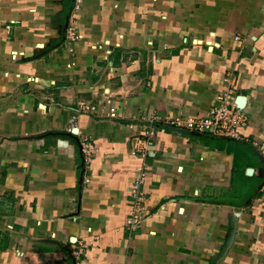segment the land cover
<instances>
[{"label": "crops", "instance_id": "crops-1", "mask_svg": "<svg viewBox=\"0 0 264 264\" xmlns=\"http://www.w3.org/2000/svg\"><path fill=\"white\" fill-rule=\"evenodd\" d=\"M228 75L246 140L168 130L141 157L150 114L202 116ZM263 141L264 0H0V264H264Z\"/></svg>", "mask_w": 264, "mask_h": 264}, {"label": "built area", "instance_id": "built-area-1", "mask_svg": "<svg viewBox=\"0 0 264 264\" xmlns=\"http://www.w3.org/2000/svg\"><path fill=\"white\" fill-rule=\"evenodd\" d=\"M81 0H73V11L79 9ZM72 18L70 19L71 22ZM72 24V22H71ZM68 36L74 40L77 38L76 31L73 26L67 28ZM238 40V37H234ZM226 87L215 94L213 104L202 116H171L152 113L146 119V125L141 131V136L146 146L141 150V157L144 158L155 147L157 136L165 131L175 133H189L192 135H208L214 138H223L235 141H244L246 136L243 129L247 124L246 117L242 110L235 103V87L231 83L230 76L224 79ZM78 111L82 113H90L94 110L91 104L79 102L77 104ZM107 116L115 118L116 113L110 108ZM252 145L260 155L263 167V184L260 188L264 193V141L253 142ZM147 147V148H146ZM150 147V149H148ZM153 150V149H152ZM81 151L89 157L92 152L91 144L83 139L81 141ZM146 181V171L139 170L130 186L129 192V208L124 222V229L132 232L140 227L143 219L147 215L145 209V198L143 185ZM84 255L83 246H78L71 251L73 264H80L81 257Z\"/></svg>", "mask_w": 264, "mask_h": 264}, {"label": "water", "instance_id": "water-1", "mask_svg": "<svg viewBox=\"0 0 264 264\" xmlns=\"http://www.w3.org/2000/svg\"><path fill=\"white\" fill-rule=\"evenodd\" d=\"M235 103H236L237 107L241 109L245 103V98L242 96H238L235 100ZM259 157H260V155H259ZM260 160H261V157H260ZM261 163H262V160H261Z\"/></svg>", "mask_w": 264, "mask_h": 264}]
</instances>
